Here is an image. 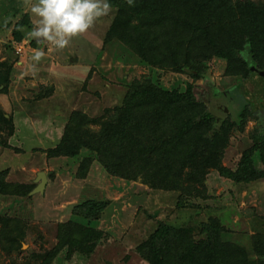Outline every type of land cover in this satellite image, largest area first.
<instances>
[{"label": "trees", "instance_id": "16d2710c", "mask_svg": "<svg viewBox=\"0 0 264 264\" xmlns=\"http://www.w3.org/2000/svg\"><path fill=\"white\" fill-rule=\"evenodd\" d=\"M115 10L105 42L120 40L141 63L185 73V88H168L151 76L134 78L122 104L92 116L72 110L60 141L46 149L49 158H79L77 175L85 178L98 161L111 175L127 181L141 180L152 188L207 197V179L214 169L236 182L264 178V132L252 134L253 143L241 155L236 168L224 164L233 130L245 131L256 109L236 108L225 92L211 84L209 101L195 94V81L206 78L209 61L226 62L225 74L252 82L251 66L264 68V0H109ZM33 24L28 13L15 23L12 40L21 41ZM29 37V36H28ZM30 38V37H29ZM34 46L39 39L30 38ZM16 61V60H15ZM15 61L0 60V92H7ZM55 90V89H54ZM48 92L47 97L54 92ZM258 101L261 96L257 95ZM228 104V107H227ZM230 104V109H229ZM256 108V107H255ZM264 123V111L257 113ZM14 115L0 107V141L3 131L14 133ZM9 146V143L6 142ZM259 153L262 168L256 165ZM8 170H0V195L27 196L35 183L11 182ZM180 201V200H179ZM182 201V200H181ZM107 201L87 199L73 213L87 220L99 219ZM26 221L0 214L2 249L19 252L26 237ZM202 237L178 224L160 221L137 250L147 264H264V230L251 236V248L231 240L226 229L202 222ZM105 231L73 219L59 222L57 243L38 255V264H51L63 250L92 254ZM143 264V263H141Z\"/></svg>", "mask_w": 264, "mask_h": 264}, {"label": "rangeland", "instance_id": "374dc122", "mask_svg": "<svg viewBox=\"0 0 264 264\" xmlns=\"http://www.w3.org/2000/svg\"><path fill=\"white\" fill-rule=\"evenodd\" d=\"M35 2L0 0V60H16L9 89L0 92V107L7 115H14L17 126L12 134L2 133L0 170H8V181L23 183H34L38 171H45L49 187L44 194L0 195V214L16 216L27 223L19 252L3 250L0 237V264H38V255L57 243L58 223L69 219L103 229L105 238L90 255L74 253L69 257L63 249L51 264H147L137 246L160 221L187 227L197 237H202L201 223L212 221L226 229L227 238L252 251V234L264 230V178L236 182L212 169L207 179V197L180 199L179 191L156 189L140 179L127 181L111 175L98 161L81 178L77 175L79 158L47 156L45 150L55 145L58 134L64 132L63 123L69 119L70 109L101 115L105 108L122 104L129 83L137 77L151 76L168 88H185L193 78L141 63L120 40L105 42L115 13L111 7L63 48L47 40H39V45L34 46L28 36L21 41L12 40L15 23L25 13L33 26L40 19L30 12ZM19 44L21 53L15 47ZM36 51L43 52L39 61L33 59ZM225 70L223 59H211L207 79L196 80L194 91L199 99L208 102L214 84L225 92L227 102H238L231 110L243 104L256 109L255 118L248 120L245 131L233 130L225 151L224 164L236 168L242 152L253 143L252 134L261 131L257 113L264 111V96L258 101L254 82L228 76ZM52 90L51 95L56 97L53 105L43 102L44 107L40 108V98ZM60 102L62 106L58 105ZM259 159L256 153V165L262 168ZM87 199L108 202L99 219L91 221L73 213L74 206Z\"/></svg>", "mask_w": 264, "mask_h": 264}, {"label": "clouds", "instance_id": "9594fccd", "mask_svg": "<svg viewBox=\"0 0 264 264\" xmlns=\"http://www.w3.org/2000/svg\"><path fill=\"white\" fill-rule=\"evenodd\" d=\"M128 2L132 3V0ZM109 11V0H37L31 5L30 12L40 19L27 35L63 48L72 37L85 32ZM42 56V51H36L33 59L39 61Z\"/></svg>", "mask_w": 264, "mask_h": 264}, {"label": "water", "instance_id": "95a60500", "mask_svg": "<svg viewBox=\"0 0 264 264\" xmlns=\"http://www.w3.org/2000/svg\"><path fill=\"white\" fill-rule=\"evenodd\" d=\"M251 71L254 80L257 82L255 85L259 92V96H264V71L258 70L255 65L251 66ZM255 83V82H254ZM261 88V91L259 90ZM262 92V93H261ZM36 186L29 192V195L34 193H44L48 182V176L45 171H39L36 178Z\"/></svg>", "mask_w": 264, "mask_h": 264}, {"label": "crops", "instance_id": "0c3cea01", "mask_svg": "<svg viewBox=\"0 0 264 264\" xmlns=\"http://www.w3.org/2000/svg\"><path fill=\"white\" fill-rule=\"evenodd\" d=\"M54 98H56L55 97V94L54 95H51L50 97H42V98H40V100H42L40 103H41V106H40V108H42V107H44L43 105H44V103H46V104H51V102H53V100H54ZM44 102V103H43ZM55 104V103H54ZM51 105H53V103L51 104ZM58 105H60V106H62V103L60 102V104H58ZM57 105V106H58ZM38 106H39V104H38ZM48 108H50L49 106H48ZM43 109V108H42ZM47 109V108H46ZM74 109H77V108H73V109H70V114H71V112H72V110H74ZM69 114V115H70ZM16 124V123H15ZM64 124V126H65V123H63ZM61 126V125H60ZM17 127V126H16ZM60 130V129H59ZM63 131H64V127H63ZM62 132V131H61ZM62 134H63V132L61 133V134H58V135H60V137L59 138H57V139H55V141H56V143H55V145L60 141V139H61V137H62ZM55 145H53V146H55ZM52 146V147H53ZM39 172V171H38ZM38 174V173H37ZM36 178H37V176H36ZM36 178L34 179V183H36L37 184V182H36ZM48 187H49V185H48V182H47V185H46V188H45V190L46 189H48ZM45 193V192H44ZM43 193V194H44Z\"/></svg>", "mask_w": 264, "mask_h": 264}, {"label": "flooded vegetation", "instance_id": "af4514ba", "mask_svg": "<svg viewBox=\"0 0 264 264\" xmlns=\"http://www.w3.org/2000/svg\"><path fill=\"white\" fill-rule=\"evenodd\" d=\"M258 70H260V71H264V68H261V69L259 68ZM251 78H252V79H251L252 82H255V84H256L257 82L254 80L253 75L251 76ZM259 90L261 91V88H260ZM261 93H262V92H261ZM258 94H259V92H258ZM257 124H258V127L261 128V131L263 132V130H262V128H263V124H262V123H259V122H258Z\"/></svg>", "mask_w": 264, "mask_h": 264}, {"label": "built area", "instance_id": "2783aa9c", "mask_svg": "<svg viewBox=\"0 0 264 264\" xmlns=\"http://www.w3.org/2000/svg\"><path fill=\"white\" fill-rule=\"evenodd\" d=\"M18 44V43H17ZM16 47V51L17 53H21L22 51V46L19 44L18 46H15Z\"/></svg>", "mask_w": 264, "mask_h": 264}]
</instances>
